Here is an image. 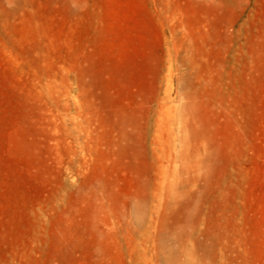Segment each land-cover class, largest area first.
I'll list each match as a JSON object with an SVG mask.
<instances>
[{"label": "rangeland", "instance_id": "374dc122", "mask_svg": "<svg viewBox=\"0 0 264 264\" xmlns=\"http://www.w3.org/2000/svg\"><path fill=\"white\" fill-rule=\"evenodd\" d=\"M0 264H264V0H0Z\"/></svg>", "mask_w": 264, "mask_h": 264}]
</instances>
